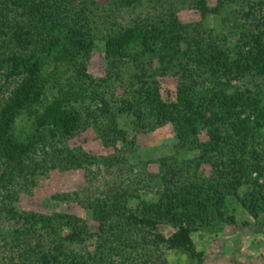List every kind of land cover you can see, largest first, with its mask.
Segmentation results:
<instances>
[{
  "label": "trees",
  "instance_id": "1",
  "mask_svg": "<svg viewBox=\"0 0 264 264\" xmlns=\"http://www.w3.org/2000/svg\"><path fill=\"white\" fill-rule=\"evenodd\" d=\"M11 1L12 7L0 6V242H15L40 229L48 231L51 245L41 253L37 250L34 257L18 253L17 256L22 257L11 258L10 264H63L64 258L71 264L72 261L73 264H91L86 262L88 255H77L66 247L82 243L90 234L85 224L71 214L43 216L19 212L11 203L10 193L33 184L39 170L60 167L75 160L77 155L66 145V140L76 132L92 126L106 144L123 140L129 127L137 131L158 125L167 118L178 121V112L163 114L170 106L182 112L180 120L186 128L180 129V136L195 133L196 125L207 127L209 140L204 144L210 148L204 145V153L216 152L221 142L228 145V152L220 155L224 162L216 164L215 183L208 185L205 193L200 189L189 199L171 195L163 211L153 210L154 214L145 200L139 202L141 208L123 207L116 200V205L106 210L104 204L109 206L115 198H120L117 188L108 186L105 190L94 187L100 199L95 197L84 205L94 211L101 223L100 229L103 220L114 216L118 227L122 230L136 228L139 238L148 243L153 236L155 244L164 241L169 248L191 247V230L179 220H183L185 214H194L200 219H205L199 216L203 214L207 219L218 217L225 191L238 186L244 178L247 180L252 170L264 171V0L258 10L248 2L250 0H242L258 15L251 16L255 23L254 30L248 31L252 35L250 47L240 46L234 55L231 52L215 54L210 52L214 50L212 47L203 53L195 47L196 40L192 41L199 36L198 31L189 37V33H183L182 27L177 25L173 13L163 12L162 8L147 10L143 15L139 9L138 12L133 9L134 16L125 25L111 24L99 34L94 32L97 22L94 11H87V0L80 1L77 8H74L78 5L74 0ZM150 1L111 0L107 7L136 9L144 3L146 7ZM89 2L96 8L99 6L96 0ZM198 3L203 11L207 10L204 0ZM221 3L224 1L220 0L219 4L223 6ZM249 14L250 11L245 12L248 17ZM102 40L107 62L128 58L139 64L138 58L143 63L147 56L151 60L148 67L142 69L143 74L150 68V76L159 71L175 75L178 78L176 101L162 105L154 79L142 82L141 74L132 84L121 81L122 72L116 73L114 83L129 86L124 87L119 96L113 93L97 95L99 84L84 73L85 66L79 58H87ZM200 57L205 60L200 61ZM191 62L197 66L202 64L207 70V64H221L226 66L227 73L244 78L251 73L250 78L255 82H250L251 87L230 94L220 89L196 95L188 83L196 70ZM139 81L140 86L135 87ZM21 114L31 122V131L25 136H21L15 126ZM178 129L179 126L176 131ZM228 129H231L230 136L221 135V131L228 132ZM252 150L255 154L249 156ZM116 159L112 154L105 158V163L113 165ZM253 185L248 198L241 202L250 215L257 218L264 211V186L257 180ZM161 219L173 222L175 230L168 238L154 233ZM28 240L31 245V236ZM37 245L39 248L41 243L37 241ZM91 257L95 263L97 258Z\"/></svg>",
  "mask_w": 264,
  "mask_h": 264
},
{
  "label": "rangeland",
  "instance_id": "2",
  "mask_svg": "<svg viewBox=\"0 0 264 264\" xmlns=\"http://www.w3.org/2000/svg\"><path fill=\"white\" fill-rule=\"evenodd\" d=\"M74 1L78 4L74 8H77L83 0ZM222 1L223 6H220V0H204L203 4L207 10L203 11L198 0H151L149 5H146L149 7H144V3L136 9L117 6L109 8L107 6L111 0H96L99 5L96 8V5L87 0V11H94L93 17L97 22L94 32L102 34L100 30L110 27L111 24L125 25L126 21L134 16L133 9L136 12L139 9V13L143 15L147 10L162 8L163 12L173 13L175 22L182 27L183 33H189V37L198 31L199 36L194 38V35L192 41L196 40L195 47H199L203 53L212 47L214 50L210 52L215 54L231 52L234 55L240 46L245 49L250 47L252 35L248 31L254 30L255 23L251 16L256 17L258 12L252 13L247 3H253L255 10H258L262 0ZM1 5L12 7L13 4L11 0H0ZM247 11H250V17L245 15ZM143 59L142 63L138 58L139 64L128 58L107 62L102 40L96 43L87 58H79V62L85 66L84 73L98 82L97 89L100 93L97 95L102 97L108 93L119 96L124 87L129 86L127 83L124 86L118 82L114 83L117 72H122L121 81L135 84L137 76L143 74L142 69L148 67L147 64L151 60L147 56ZM199 60L205 59L200 57ZM143 64L144 67L141 66ZM191 64L196 70L188 83L196 95L220 89L230 94L251 87V83L255 82L250 78L251 73H248V78L240 77L241 75L235 73H227L226 66L221 64H207L208 70L202 64ZM145 73L142 82L149 83L153 79L156 81L162 105L176 101L178 78L175 75L161 74L159 71L150 76V68ZM137 84L135 87L140 86V81ZM170 112H178L181 118L182 112L178 107L170 106L163 114L168 115ZM180 118L178 121L167 118L158 125L144 127L143 130L134 131L129 127L124 132L125 139L108 144L103 142L92 126L76 132L66 140V145L77 155L75 160L60 167L39 170L40 173L34 177L33 184L26 189L17 188L10 193L13 207L19 212L43 216L59 213L77 217L85 224L90 234L82 243L66 247L74 250L77 255H88L86 262L91 264H264V211H261L257 218H253L241 202L248 198L254 189L253 181L257 180L264 186V171L252 170L247 180L244 178L238 186L233 187L234 189H227L222 198V212L218 217L207 219L206 214H203L199 216L205 219H200L194 214H185L183 220H179L191 230L192 246L189 248H169L164 241L155 244L153 236L148 243V240L146 242L139 238L140 233L136 228L122 230L118 227V220L114 216L112 219L103 220L104 224L100 229L101 223L95 218L94 211L84 205L87 200L100 199L94 187L99 190H105V186L117 188L120 198L127 197L124 200L115 198L109 206L104 204L106 210L115 206L116 200L127 208H141L139 202L145 200L150 203L152 214L153 210L163 211V205L174 194L189 199L200 189L205 193L207 186L215 183L216 164L224 162L223 156L220 155L228 152V145L221 142L216 152L204 153V145H207L204 143L209 140L207 127L196 125L195 133L182 137L179 135L180 129L186 127ZM15 126L21 136L31 131V122L25 114L17 118ZM230 131L231 129H228V132L223 130L221 135L230 136ZM253 150L249 156L255 154ZM112 154H115L117 159L113 165L108 166L105 158ZM100 195L102 197L103 194ZM11 225L16 226L13 222ZM174 230L173 222L167 223L161 219L156 224L154 233L168 238ZM35 231L33 235L29 232L30 234L21 236L15 242H0V264H10L11 258L37 256V250L41 253L43 248L51 245L48 231ZM29 236L31 245H28ZM37 241L41 243L39 248ZM140 241L142 243L139 246ZM18 253L22 256H17ZM91 256L97 258L95 263ZM63 264L71 263L64 258Z\"/></svg>",
  "mask_w": 264,
  "mask_h": 264
}]
</instances>
